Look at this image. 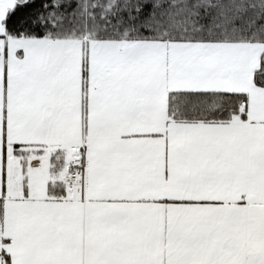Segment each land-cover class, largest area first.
Masks as SVG:
<instances>
[{"label": "snow or ice", "instance_id": "snow-or-ice-1", "mask_svg": "<svg viewBox=\"0 0 264 264\" xmlns=\"http://www.w3.org/2000/svg\"><path fill=\"white\" fill-rule=\"evenodd\" d=\"M0 264H264V0H0Z\"/></svg>", "mask_w": 264, "mask_h": 264}]
</instances>
